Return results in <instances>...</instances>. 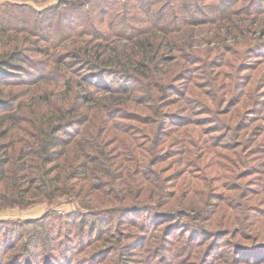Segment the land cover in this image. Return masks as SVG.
<instances>
[{
  "label": "trees",
  "instance_id": "1",
  "mask_svg": "<svg viewBox=\"0 0 264 264\" xmlns=\"http://www.w3.org/2000/svg\"><path fill=\"white\" fill-rule=\"evenodd\" d=\"M94 1L56 0L53 3L50 0H14V4H11L10 0H5L0 4V141L9 136L10 129L24 124L31 126L28 135L33 139L32 143L20 147L17 146L16 139L11 137L6 142H0V208L4 204H23L29 195L41 196L52 203L59 197L75 194L79 199L74 210L54 212L57 218L70 224V229L65 232V238L69 240L76 234L71 227L78 222L80 226L77 233L85 240L86 236L91 238L93 234H103L105 222L110 223L111 219L114 220L127 210L154 208V205L146 203L114 205L117 199L122 200L119 192L130 184V179L135 178L134 172L137 173L135 180L140 185L137 198L145 197L148 184L151 183L160 189L158 193L162 195L160 197L162 200L156 204L161 206L167 202V196L170 194L164 187L170 181L156 168L159 162L167 160L163 159L155 148L159 139H154L150 132L147 133L146 140H149L150 146L146 142L141 148H148L151 155H148L147 151L136 152L140 160L135 165L132 163L135 160L133 155L136 154H132L134 149H131L132 143L128 136L123 137L124 139L122 137L119 139V136L113 137L121 140L122 144L124 142L122 162L115 161V155L120 148L110 149L107 144L103 146V143L105 136L108 139L112 138L110 127L116 119L133 120L128 116L131 114L135 116L134 118H141L132 112L135 94L144 92L146 97H142L143 100L162 101L165 104L159 105L168 106L174 104L175 98L181 99V96L192 90L191 87H186L183 91L176 89L173 92L178 94L177 97L166 96L171 86L169 80L177 70L181 71L182 78H185L186 72L195 71L198 67L192 66L201 62L195 44L187 41L186 35L190 30L187 26L195 28L205 23H214L215 20L222 21L224 25H218L220 27L218 31L221 33L217 37L222 41L234 42L237 41V35L244 26L230 23L232 16H242L244 13L257 17L264 16V0H240L237 3L234 0H222L221 5L218 2L215 5H208L207 0H138L141 4L138 11L142 12L145 9L143 12H146L144 21L138 22V11H132L134 7L130 6V0H114L115 5L112 6L108 0H101L103 5L101 4L97 14L94 12L96 16H93V10L89 7ZM47 2L51 4L42 9L35 6ZM214 9L216 15H211ZM13 10L19 11L17 17L12 15ZM82 14L86 16L81 18ZM105 15H109V22L101 29L98 25L106 20ZM54 16L57 17L56 22L52 20ZM45 21H50L52 27L43 29L41 24ZM77 21L82 22V28L77 26ZM123 21L126 25L121 29L117 22ZM135 22L140 25H136ZM182 26L187 28L181 32L186 33L184 35L186 39L177 43L175 38L181 37V33L175 36L176 31L178 32ZM261 30H264L263 26ZM260 37L261 35L258 36ZM240 43L241 41H237L235 44ZM47 45L63 51L62 60L69 58L70 61L61 63L58 62V56L51 58L49 49H46ZM251 48L252 55L258 52L256 56H264L262 40L254 42ZM172 51H179L182 55L176 58L178 59L176 67L174 69L167 67L163 75L162 68L173 60L168 57V53ZM199 68L198 70L206 71L205 67ZM8 78H13L14 81ZM13 85L27 89L22 93ZM259 96L262 97L257 100L256 107H252L250 113L245 111L242 114L235 137L239 138L241 135L239 132L253 125L255 120L264 118V91ZM186 99L192 103V105L189 103L188 107L190 113H165L160 110L147 122L148 124L157 122L156 135L167 137L171 130L184 129L191 124L204 125V121H208L206 118L194 117L200 107H202L200 115L210 113L207 105L197 97L190 96ZM238 102L236 99L234 104L237 105ZM30 114L33 117H29ZM246 114L249 116L243 119ZM172 115L179 116L173 119V127L167 129L166 122H169V116ZM95 126L105 130H99L98 133L94 131ZM129 128L133 130L134 125L126 123L123 130L128 133ZM221 129L223 128L218 130ZM213 132L211 129L206 130V133L211 134L214 144L223 142V137ZM257 132L259 131H256V135ZM132 134H135L134 130ZM259 142L255 147L251 146V154L255 156L253 160L259 159V164L264 166L263 149ZM179 144L184 145L183 136ZM71 147L77 148L75 152L77 154L73 157H70ZM13 152H16L17 157L13 158ZM251 165L252 167L248 168H253L254 173L257 172V166ZM119 169H123V172L115 177L114 170ZM96 170L99 171L96 173ZM108 175L114 176V181L119 183L112 187L111 193H106L112 195L96 193L105 190L108 183L104 177ZM214 196L213 198L219 197L220 200H224L222 194ZM124 197L123 201L127 202ZM181 206L158 212H162L173 221H183L185 216H191L194 221H206L210 219L212 208L216 205L213 199H205V208H201L196 202L190 205L184 202ZM244 209L248 210L247 207ZM47 217L53 216L47 214L46 217L26 222L33 225L27 235L23 231L20 232L18 225L7 227L4 221H0V231L4 230L5 235L11 234L10 237L14 240L11 248L18 250L20 248L19 255L25 257L32 255L35 258L33 264H43L37 259L44 254L43 250L49 253L51 249L49 245L60 237L45 225ZM180 226L182 225H179V228ZM192 228L198 231V237L191 236L189 238L191 242L199 238L204 240L223 238L230 233L226 228L217 230H210L204 226ZM60 231L62 232V229ZM99 239L100 237H97L96 240ZM7 240L9 238H6L5 242ZM258 245H261V242L255 241L250 246L237 243L233 247L235 250L241 247L246 250L257 248L255 246ZM41 249L42 252L39 253ZM105 252L107 251L101 248L94 255H102ZM94 255L91 258H94ZM174 255L176 256L173 252L171 260L167 259L168 264L174 263ZM2 257L3 252L0 251V264H4ZM239 258L238 256L233 258V261L236 260L235 264L242 262ZM60 259L61 257H58L56 264H75L72 255ZM245 261H248V264H259L257 259L254 260L252 257L246 258Z\"/></svg>",
  "mask_w": 264,
  "mask_h": 264
},
{
  "label": "rangeland",
  "instance_id": "2",
  "mask_svg": "<svg viewBox=\"0 0 264 264\" xmlns=\"http://www.w3.org/2000/svg\"><path fill=\"white\" fill-rule=\"evenodd\" d=\"M10 1L11 4H14V0ZM50 1L56 2V0ZM108 1L110 6L115 5L114 0ZM238 1L240 0H234L235 3ZM4 2L5 0H0V4ZM217 2L221 5L222 0H207L206 3L215 5ZM48 4H51V2L35 4V6L42 9ZM92 4L89 7L93 10V16H96L102 2L101 0H95ZM130 6L134 7L132 11H138L141 4L138 0H130ZM144 10L137 12L138 22L144 21L146 16ZM211 13V15H216V9ZM88 14L90 15V13ZM12 15L17 17L19 11L13 10ZM84 16L83 14L80 15L81 18H84ZM108 16L101 25H98L99 28L104 29L108 25ZM52 20L56 22L57 17L54 16ZM229 22L244 26L243 30L241 28L242 33L240 32L237 35V41H241L240 44H235L237 41L233 42V40L222 41L217 37L221 33L218 31V28H220L218 25H224L222 21L215 20L214 23H205L195 28L187 26L190 29L186 35L187 41L195 44L201 60L200 63L194 64L192 68L196 65L198 68L205 67L206 71L201 69V72L198 68L195 71L190 70V72H186L185 78H182L179 70L174 73L173 78L169 80L171 86H169L166 96L167 98L177 97L178 94L173 91L176 89L183 91L186 87H191L192 90H189L187 95L181 96L184 97L183 99L175 98L174 104L161 106L159 103H165H162V101L153 102L148 99L145 101L142 99V97H146L144 92L137 93L133 97L132 112L137 113L141 118H134L135 116L132 114H127L133 120L128 118L116 119L110 127L112 130L110 137L112 138L108 139L105 136L103 146L107 144L110 149L113 147L120 148L117 151L118 154L115 155V161L118 162H122L123 159L122 145L124 142L122 144L121 140L113 139V137L119 136V139L121 137L124 139L123 137L128 136L132 143L131 149H134L132 154L147 151L148 155H151L148 148H141V146L146 145V142L150 146L149 140H146L147 133L150 132L152 138L159 139L155 148L162 155V158L167 160L159 162L156 168L160 170L163 177H167L170 181L164 187V190L167 188L166 192L171 195L167 196V202L161 206L156 204L162 200L160 198L162 195L158 193L160 189L151 183L148 184L145 197L143 199L137 198L140 185L135 180L137 179V173L134 172L133 176L135 178L130 179V184L119 192V195H122V200L117 199L114 205L146 203L151 206L154 205V208L127 210L114 220L111 219L110 223L105 222V232L103 234L96 233L91 238L86 236L85 240L82 239L83 236L77 233L78 226H80L79 222L71 227L76 231L72 240L65 238V232L70 229V224L57 218L54 214V212L74 210L79 199L75 194L59 197L52 203L41 196L31 197L29 195L23 204H4L0 208V221H4L7 227L18 225L20 232L23 231L26 233L25 235L33 228V225L26 222L46 217L47 214L53 216L46 218L45 225L51 228L56 236L59 235L60 237L49 245L50 252L43 250L44 254H41L37 260H41L43 264H56L58 257H61L60 260H62L64 257L72 255L75 259H79L77 261L74 259L75 264H168L167 259L171 260L170 257L174 252L176 256L174 255L173 264H235L236 260L233 261V258L237 256L240 257V261L242 260L238 264H248L249 262L245 259L250 257L254 260L257 259V263L264 264V166L259 164V159L253 160L255 156L252 155L253 153L251 154V146L255 147L259 141H261L259 146L262 147V153L264 154V144H262L264 142V139H262L264 135V118L255 120L253 125L239 132L241 134L239 138L235 137L242 114L245 111L250 113L252 107H256L257 100L262 97L259 95L264 91V56L258 57L256 56L258 52L253 55L250 52L254 42L257 43L260 40H262V43L264 42V30H261V26L264 27V16L257 17L244 13L242 16H232ZM117 23L121 29L126 25L124 21ZM135 23L140 25V23ZM41 25L43 29L52 27L50 21H45ZM141 25L144 26L145 24ZM77 26L82 28V22L77 21ZM256 27L258 28L256 29ZM187 28L182 26L178 32L176 31L175 36H179ZM185 34V32L181 33L182 38H175V42L176 40L177 43L184 42L186 39V37L184 38ZM260 35L261 37L258 38ZM46 49H49L51 58L58 56V62L68 63L70 61L69 58L62 60L63 51L53 49L50 45H47ZM179 55H182L179 51L168 53L169 59L173 60L169 65L162 68L163 75L167 71V67L170 69L176 67L175 64L178 60L176 58ZM207 64H210V66ZM243 67H246V69L244 70ZM178 71L179 74L176 75ZM251 74H253V78H251ZM8 79L14 81L13 78ZM246 82L248 83L245 85ZM13 86L22 93L27 89L23 86ZM190 96L203 101L210 112L200 115L199 111L202 109L200 107L194 117L206 118L208 121L205 120L204 125L191 124L184 129L171 130L167 137L166 135L161 137V134L156 135L157 122L155 124H148L147 122L153 119L155 113L160 110L165 113H190V108H188L190 102L186 99ZM236 99L239 101L237 105L234 104ZM27 102L31 104L30 101ZM190 104L192 105V103ZM261 106L262 104L259 105V107ZM178 116H169L170 120L166 122L167 129L173 127V119ZM247 116L249 114H246L243 119H246ZM29 117L33 116L30 114ZM122 123H124L123 126ZM126 123L134 125L135 134H132L133 130L131 128H129L128 133L123 130ZM30 127V125L24 124L12 128L9 131V136L0 142H6L11 137L16 139L18 147L21 145L26 146L33 142V139L28 135ZM100 128L95 126L94 131L100 133V131L105 130ZM220 128L223 129L218 130ZM210 129L214 131V134L223 137V142L214 144L211 134L206 133V130L209 131ZM256 131H259L257 135L255 134ZM181 136L184 138V145L179 144ZM35 147H37L36 144ZM76 149V147H71L70 157L77 154L75 153ZM133 156L135 160L132 165H135L140 157L137 154ZM15 157H17V154L13 152V158ZM244 158L246 163H244ZM237 164L241 166H237ZM251 164L254 167L257 166V172L254 173L252 172L253 168H248V166L252 167ZM133 168L135 170L134 166ZM114 171L116 177L123 172V169ZM104 179L108 183L107 187L105 190L96 193L110 196L112 194L107 195L106 193L110 192L112 187L119 183L114 181V176L108 175ZM96 183H99V181H96ZM93 193L95 194V192ZM215 194L224 195V200H220L219 197L213 198ZM123 196H127V198L124 197L127 202L123 201ZM205 199H213V203L216 205L212 208L210 219L206 221H194L190 218L191 216H185L183 221H173L168 219L162 212H158L173 209V207H182L181 205L184 202L186 205L196 202L198 206L205 208ZM244 207H247L248 210L246 211ZM136 210L140 212H132ZM179 225L182 226L179 228ZM193 226L194 228L204 226L210 230L226 228L230 230V233L223 236V238H210L208 240L199 238L191 242L189 240L191 236L198 237V231L193 229ZM56 232L58 233L56 234ZM10 236L11 234L5 235L4 230L0 231V251L3 252L4 264H33L35 258L32 255L28 257L25 254L27 255L25 257L19 255L20 248L19 250L11 248L14 240ZM97 237H100L99 241L96 240ZM6 238H9L7 242H5ZM255 241L261 242V245L255 246L257 248L254 249L245 250L241 247L235 250L233 247L237 243L250 246ZM71 247L73 248L72 251ZM101 248L107 252L95 256L94 253ZM41 252L42 249L39 253ZM93 255L95 257L91 258ZM79 261L84 263H79Z\"/></svg>",
  "mask_w": 264,
  "mask_h": 264
}]
</instances>
